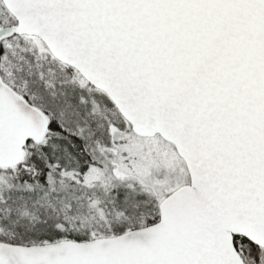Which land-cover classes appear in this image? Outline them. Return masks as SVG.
I'll return each mask as SVG.
<instances>
[{
    "label": "snow or ice",
    "instance_id": "obj_1",
    "mask_svg": "<svg viewBox=\"0 0 264 264\" xmlns=\"http://www.w3.org/2000/svg\"><path fill=\"white\" fill-rule=\"evenodd\" d=\"M0 264H264V0H0Z\"/></svg>",
    "mask_w": 264,
    "mask_h": 264
}]
</instances>
